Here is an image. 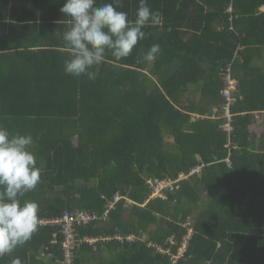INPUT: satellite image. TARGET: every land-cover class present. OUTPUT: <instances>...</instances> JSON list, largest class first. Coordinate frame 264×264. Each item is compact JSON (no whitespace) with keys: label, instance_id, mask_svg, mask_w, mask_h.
<instances>
[{"label":"trees","instance_id":"obj_1","mask_svg":"<svg viewBox=\"0 0 264 264\" xmlns=\"http://www.w3.org/2000/svg\"><path fill=\"white\" fill-rule=\"evenodd\" d=\"M141 2L116 6L134 21ZM146 2L163 25L145 28L150 35L127 58L109 50L90 79L66 73L67 0H0L17 16L7 25L0 14V128L33 137L42 173L22 203H38L42 220L75 210L102 215L117 193L131 201L123 198L107 220L78 229L98 241L79 248L77 264H172L159 247L176 253L188 219L193 235L177 264H264V134L256 144L249 129L252 113L264 112V68L251 66L264 50V0ZM104 3L115 0H96ZM43 31L49 35L36 43ZM157 44L161 54L145 61ZM235 55L239 89L227 148L221 72ZM200 163L202 174L170 201L151 198L150 180L174 179ZM62 238L59 227L40 226L0 264H56L41 254L59 253Z\"/></svg>","mask_w":264,"mask_h":264},{"label":"clouds","instance_id":"obj_2","mask_svg":"<svg viewBox=\"0 0 264 264\" xmlns=\"http://www.w3.org/2000/svg\"><path fill=\"white\" fill-rule=\"evenodd\" d=\"M120 3L121 0H115L97 7L96 0H67L61 8L70 17V30L63 38L71 57L65 62L67 74L95 79L97 73L89 70L105 62L109 50L117 59L127 58L150 35L145 28L163 25L162 13L153 12L146 0L140 3L134 21L127 11L116 6ZM161 52L160 46L154 45L144 60L154 62ZM34 146L31 135L12 134L0 128V258L31 241L42 223L39 204L22 203L25 194L42 182L36 155L30 150ZM12 264L22 261L17 258Z\"/></svg>","mask_w":264,"mask_h":264},{"label":"built area","instance_id":"obj_3","mask_svg":"<svg viewBox=\"0 0 264 264\" xmlns=\"http://www.w3.org/2000/svg\"><path fill=\"white\" fill-rule=\"evenodd\" d=\"M228 12L232 14L233 8L232 6H229ZM231 23L233 22V18L231 16L230 19ZM231 30H234V27H230ZM237 55L233 58L231 63L228 64V66L222 70L221 72V79L224 83V88L222 90V96L224 99V103L221 107V115L219 118L224 120L223 123V129L228 134V144L226 145L227 148L231 145V136L234 133V126H233V119L235 117V114L233 113V107L235 106L237 102L236 94L239 89V81L234 76L233 71V64L236 60ZM217 117V116H216ZM214 117V118H216ZM226 164L229 168H231L232 163L230 161V158L228 157L225 160ZM206 167V164L200 163L197 166L190 169L188 173L181 174L178 177L174 179H153L150 180L148 183L150 187L153 189L151 198H160L165 201L169 200V194L170 193H176V191L180 188V186L188 181L191 177L194 176H200L202 174L203 169ZM126 199L128 203L130 204L131 201L127 199V197H122L120 193H117L112 201L109 202L106 210L100 215L96 211H88V210H75L73 212L71 211H65L63 215L59 218L55 219H42V223L40 226H56L60 228L61 234L63 236L59 253H49L48 255H45L44 253L41 254L42 257H46L48 259L54 260L56 264H77L76 257L78 254L79 248L84 244L94 245L98 239L96 238H90L88 236H81L78 232V229L83 228L87 225L92 224L93 222H97L100 220H107L109 217V213L112 209L115 208V206L122 200ZM177 200H173L172 204H176ZM184 227L187 228L188 234L185 237L182 245L179 246L176 253L171 252V247L163 248L159 247V251L163 255L170 256V260L172 264H177L178 261L184 257L187 248H188V242L191 236L193 235V223L191 219H188L186 223L183 224ZM54 239H56V235H54ZM114 239L119 240L120 242L123 241H133L134 237H123L122 235H117L114 237ZM104 241L111 240L110 237L103 238ZM52 243H57L56 240L52 241ZM168 243L173 246L176 245L175 240L173 238L168 239Z\"/></svg>","mask_w":264,"mask_h":264},{"label":"crops","instance_id":"obj_4","mask_svg":"<svg viewBox=\"0 0 264 264\" xmlns=\"http://www.w3.org/2000/svg\"><path fill=\"white\" fill-rule=\"evenodd\" d=\"M5 10H6V7L0 3V11H1L0 14H5L6 15V18H4L5 19L4 23H6L7 25L8 24L12 25L11 23H16V17H17L16 14H15V19L12 20L13 14H10L9 11H5ZM261 11L264 12V7L261 8ZM9 16H11V17H9ZM10 21H12V22H10ZM44 35L46 36V35H49V34L46 33L45 31H43V34H38V36H36V43L39 40L43 41L42 36H44ZM40 37H41V39H39ZM34 49H39V48L36 47ZM251 66L252 67H262V68H264V50L262 52V55L252 62ZM213 115H214L213 117L216 116V111L215 110H214V114ZM252 115L254 116V122L250 126L249 129H250V132L252 133V137L251 138L256 141V144H258V142L260 141L262 135L264 134V112H253Z\"/></svg>","mask_w":264,"mask_h":264},{"label":"rangeland","instance_id":"obj_5","mask_svg":"<svg viewBox=\"0 0 264 264\" xmlns=\"http://www.w3.org/2000/svg\"><path fill=\"white\" fill-rule=\"evenodd\" d=\"M214 118V117H213ZM169 142V141H168ZM168 150H171L172 149V145L168 144L167 143V147H166Z\"/></svg>","mask_w":264,"mask_h":264},{"label":"water","instance_id":"obj_6","mask_svg":"<svg viewBox=\"0 0 264 264\" xmlns=\"http://www.w3.org/2000/svg\"><path fill=\"white\" fill-rule=\"evenodd\" d=\"M146 238V233L144 234V239Z\"/></svg>","mask_w":264,"mask_h":264}]
</instances>
